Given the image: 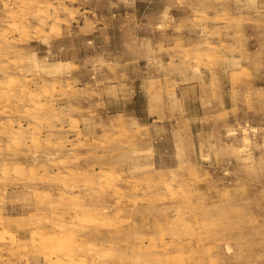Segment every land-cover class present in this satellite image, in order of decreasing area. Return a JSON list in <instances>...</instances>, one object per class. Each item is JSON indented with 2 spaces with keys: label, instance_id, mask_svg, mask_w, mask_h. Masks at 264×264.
<instances>
[{
  "label": "rangeland",
  "instance_id": "obj_1",
  "mask_svg": "<svg viewBox=\"0 0 264 264\" xmlns=\"http://www.w3.org/2000/svg\"><path fill=\"white\" fill-rule=\"evenodd\" d=\"M17 3L50 7L60 22L41 27L27 16L24 31L8 35L20 56L7 58L5 81L17 86L0 94L28 82L35 95L46 84L56 109L36 124L43 147L30 155L55 149L63 128L67 155L111 179L100 186L70 181L75 193L123 209L84 226L73 211L66 218L92 233L120 231L123 246L139 233L144 244L135 242L155 246L162 264H264V0H0V32ZM33 57L40 65L63 62L64 74H38ZM243 128L256 132L239 155ZM231 130L237 136L228 137ZM60 162L75 169L70 159ZM10 178L3 212L25 220L34 209L17 198L25 187ZM31 232L11 231L22 240ZM100 245L94 236L76 244L74 264H84V254L93 264ZM202 247L210 254L199 253ZM37 250L4 245L0 261L45 264L48 249Z\"/></svg>",
  "mask_w": 264,
  "mask_h": 264
},
{
  "label": "bare ground",
  "instance_id": "obj_2",
  "mask_svg": "<svg viewBox=\"0 0 264 264\" xmlns=\"http://www.w3.org/2000/svg\"><path fill=\"white\" fill-rule=\"evenodd\" d=\"M7 5H5V8L8 7ZM55 14V19L52 20L50 7L26 5L24 3H17L14 8H8L4 33L0 32L1 88L6 87L8 90L14 91V87L17 86L14 79L5 81L9 75L8 71H10L8 67L10 61L7 58L10 55L20 56L16 55L18 52L11 51L12 42L8 39L9 33L24 31L22 22L27 16L36 18L41 27L47 25L50 20L53 21L54 27H58L60 24L58 12ZM2 23L3 20L0 17V27H2ZM32 59L33 64L31 67L38 69L36 72L40 75L62 76L64 74L65 66L63 62L40 65L34 57ZM29 86L30 83L25 82L18 86L19 89L14 94L6 96L0 94V118H8L6 121L0 120V184L3 187L0 192V247L7 245L12 252L31 254V252H37V249L43 246L48 249L45 264H74L76 260V255L73 253L75 245L90 241L94 236L97 240H100L101 245L100 254L97 250L96 261L93 264H162L159 257L160 252L153 249L155 246H138L135 242V240H138L141 244H144V239L139 233H135L137 236L134 240L128 234L126 239L128 244L123 246L118 239L121 238L122 232L120 231H115L108 236L100 231L92 233L85 227L79 229L72 219L68 220L66 218V214L73 211L77 220L84 226L90 217L105 221L109 220L115 211L121 212L123 209L120 206L108 204L107 198L103 196L94 197L91 193H75L76 188L73 184H70V181H83L100 186L102 182L108 184L111 179L108 176L101 175L100 172L93 171V173L84 169L78 163L79 158L71 153L69 154L73 156L72 158L67 155L65 150L67 141L64 137L66 133L63 128H60L61 133L55 142V149L54 146L51 148L46 147L41 154L30 155V152L34 149L37 151L43 147L38 132L40 127H37L36 124L40 125L44 119H50L49 114L56 109L49 99L51 91L46 84L41 85L40 93L35 95L29 90ZM61 115L62 112L58 113V116ZM26 118L33 121L35 125L31 128L25 127L23 121ZM255 132L243 128L241 146L236 148L234 152L239 155L247 153L252 144L250 135ZM233 136H237V132L234 130L229 131L228 137ZM62 158H65V161L70 159L76 163L74 164L75 169L70 170L67 168V162H60ZM250 159L251 154L244 156V160ZM55 167L57 172L49 177L52 168ZM10 176H15L19 182L18 185L25 187V190L17 195V198H24L25 207L34 209V212L25 220L14 221L3 212L5 201L9 196L7 188L10 184L8 182L12 181ZM52 185H60L61 189L51 187ZM101 194H106V192ZM76 207L78 208L76 209ZM59 210H62L61 215L57 213ZM187 220L184 216H180L178 219L180 225L184 228L190 227ZM14 227L19 230L31 229L30 239L22 240L16 234L11 233ZM80 237H84L83 241L79 239ZM66 247L71 248L64 250ZM226 249L227 251L231 250L228 245ZM210 252L211 250L204 247H202V251H199L202 255L204 253L210 254ZM60 257L66 258L60 259ZM84 257L89 261L87 254H84ZM87 260L83 263L89 264L90 262H87ZM1 263L18 264L13 259L7 262L0 261ZM35 264H40V262L38 261ZM181 264L189 263L184 261Z\"/></svg>",
  "mask_w": 264,
  "mask_h": 264
}]
</instances>
